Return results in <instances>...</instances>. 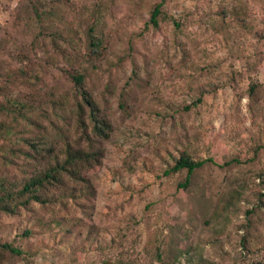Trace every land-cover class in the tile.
<instances>
[{
    "label": "rangeland",
    "instance_id": "rangeland-1",
    "mask_svg": "<svg viewBox=\"0 0 264 264\" xmlns=\"http://www.w3.org/2000/svg\"><path fill=\"white\" fill-rule=\"evenodd\" d=\"M52 1L57 0L48 4ZM62 1L68 26L76 31L70 45L78 61L70 67L84 74L112 136L103 143L100 172L92 163L84 168L91 181L86 194L0 214V243L23 252L1 253L0 264L264 262V206L258 198L264 187V147L256 150L264 145V0ZM157 3L162 16L153 28L148 20ZM97 4L101 10L91 13ZM23 5V0H0L4 104L27 92L23 85L29 82L14 72L23 65L22 53L33 55L29 67L38 73L35 90L68 87L59 69L71 51L72 32L58 41L63 57L49 46L32 51L7 46L5 34L15 30L14 15ZM89 14L99 20L102 40V53L90 63L82 55L84 33L93 21ZM53 56L57 59L49 66ZM251 85L257 86L253 95ZM201 94L202 104L183 112ZM69 103L40 116V127L24 123L20 130L47 133L45 140L66 135L76 143L84 131L74 126L77 106ZM184 149L195 160L241 163L223 168L207 163L188 189L179 190L183 174L165 176L164 171ZM246 210L251 213L245 217ZM228 215L234 225L224 220ZM245 222L259 235L246 236L248 252L242 255Z\"/></svg>",
    "mask_w": 264,
    "mask_h": 264
},
{
    "label": "trees",
    "instance_id": "trees-1",
    "mask_svg": "<svg viewBox=\"0 0 264 264\" xmlns=\"http://www.w3.org/2000/svg\"><path fill=\"white\" fill-rule=\"evenodd\" d=\"M23 1V11L14 15L15 30L5 34L7 46L12 43L19 44L29 51L41 48L44 50L49 46L56 49L57 52L54 53L57 57H63L65 53L58 47V41L66 38L68 32H72V35L67 39L71 51L64 56V66L59 69L61 77L68 81L67 88L60 89L52 85L35 90L33 81L38 77V73L30 69V59L33 55L26 52L21 55L23 65L14 69V72L24 84L29 82L28 85H23L27 88V92H21L7 104L0 103V114L4 116L0 120V214L10 215L14 214L18 207L28 206L32 202L51 205L86 194L85 192L91 187V181L90 178L84 177V168L92 163L97 166L95 172H100L104 160L103 143L112 136L110 121L86 88L84 74L70 67L72 63L78 61L74 55L75 47L70 45L75 42L76 31L73 32L68 26L69 19L63 10L65 4L62 0L52 1L50 4L48 0ZM66 2L70 1L66 0ZM161 7L162 4L157 3L150 10L148 22L153 28L159 26L162 16ZM92 9L91 13L101 10V7L97 4ZM88 16L93 21L87 25L84 33L87 51L82 55L85 61L90 63L102 53V40L97 36V31L100 30L99 20L95 15ZM56 56L52 57L49 66H52L57 59ZM6 77L9 79L14 75H6ZM256 89V85H251L249 93L253 95ZM69 102L77 106V120L74 126L84 131V136L76 143L66 135L45 140L44 135L47 133L30 135L26 134L25 130H20L21 124L24 123L40 127L37 120L40 116L51 115L56 110H61L64 104H71ZM202 102L201 94L182 110L188 113ZM120 106L123 108L122 104ZM59 141L60 144L56 143ZM262 146L264 147L257 145L256 150L261 149ZM256 153L257 151L254 152L253 159H256ZM207 163L223 168L232 164L239 165L241 162L238 159H230L218 165L208 158L195 160L194 156L184 149L175 158L173 164L164 171V175L183 174L184 177L177 182V188L186 190L193 184L195 172ZM11 171L19 172V175L12 174ZM258 198L264 206V187ZM224 208L229 209V203ZM243 212L245 217L251 213L249 210ZM224 220L234 225L231 215ZM244 224L243 231L246 233L240 237V246L244 250L241 249L242 255L248 252L243 244L246 236L253 238L259 235L256 226L252 227L250 222ZM5 251L13 256L23 254L21 250L7 243H0V254ZM106 264L111 263L108 261ZM256 264H264V262L257 261Z\"/></svg>",
    "mask_w": 264,
    "mask_h": 264
}]
</instances>
